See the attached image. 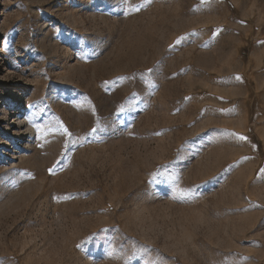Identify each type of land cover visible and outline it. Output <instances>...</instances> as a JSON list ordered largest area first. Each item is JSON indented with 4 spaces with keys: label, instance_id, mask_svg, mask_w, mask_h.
I'll return each instance as SVG.
<instances>
[{
    "label": "rangeland",
    "instance_id": "1",
    "mask_svg": "<svg viewBox=\"0 0 264 264\" xmlns=\"http://www.w3.org/2000/svg\"><path fill=\"white\" fill-rule=\"evenodd\" d=\"M0 140V264H264V0H0Z\"/></svg>",
    "mask_w": 264,
    "mask_h": 264
},
{
    "label": "bare ground",
    "instance_id": "2",
    "mask_svg": "<svg viewBox=\"0 0 264 264\" xmlns=\"http://www.w3.org/2000/svg\"><path fill=\"white\" fill-rule=\"evenodd\" d=\"M25 107H26V102L24 105H15V111H12L15 115H14V118H13V122L15 124V131L16 129L19 130V132L21 131V129H24L25 128V131L27 132V139L26 141L28 140V142L31 144V142L34 140V135H33V132H34V120L31 118L30 115H28L25 110ZM27 114V115H25ZM24 133V132H23ZM17 134V133H16ZM25 135V134H24ZM36 138V137H35ZM36 140V139H35ZM22 141V140H20ZM0 144L1 145H7V142L6 141H1L0 140ZM24 145V144H23ZM26 145V143H25ZM29 145V144H28ZM32 145V144H31ZM30 145V146H31ZM27 146V145H26ZM28 147V146H27ZM19 155V154H18ZM14 158V157H13Z\"/></svg>",
    "mask_w": 264,
    "mask_h": 264
},
{
    "label": "snow or ice",
    "instance_id": "3",
    "mask_svg": "<svg viewBox=\"0 0 264 264\" xmlns=\"http://www.w3.org/2000/svg\"><path fill=\"white\" fill-rule=\"evenodd\" d=\"M136 10L138 11L139 9H136ZM217 31H219V29H217ZM185 38L186 37H180V38H178L177 41H176V44H180ZM149 71H151V69ZM236 79L239 80V79H241V77L237 76ZM120 111H124L123 107H121ZM36 127L38 129H40L41 131H43V129L41 128V126L39 124H37ZM64 131L66 132L67 129H64ZM92 131L94 133L96 131V129H93ZM240 139H245L246 140L247 137L240 136ZM49 171H51V169ZM261 175L264 176V170H261ZM245 259H247V257H245Z\"/></svg>",
    "mask_w": 264,
    "mask_h": 264
}]
</instances>
